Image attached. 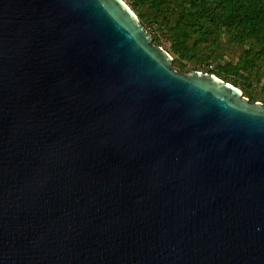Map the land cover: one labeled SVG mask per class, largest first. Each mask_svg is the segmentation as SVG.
Masks as SVG:
<instances>
[{
    "label": "water",
    "instance_id": "95a60500",
    "mask_svg": "<svg viewBox=\"0 0 264 264\" xmlns=\"http://www.w3.org/2000/svg\"><path fill=\"white\" fill-rule=\"evenodd\" d=\"M172 60L123 0H0V264H264V104Z\"/></svg>",
    "mask_w": 264,
    "mask_h": 264
},
{
    "label": "trees",
    "instance_id": "16d2710c",
    "mask_svg": "<svg viewBox=\"0 0 264 264\" xmlns=\"http://www.w3.org/2000/svg\"><path fill=\"white\" fill-rule=\"evenodd\" d=\"M129 1L153 44L167 46L174 70L180 60L194 63L189 72L205 65L203 73L258 101L249 89L264 80V0Z\"/></svg>",
    "mask_w": 264,
    "mask_h": 264
},
{
    "label": "rangeland",
    "instance_id": "374dc122",
    "mask_svg": "<svg viewBox=\"0 0 264 264\" xmlns=\"http://www.w3.org/2000/svg\"><path fill=\"white\" fill-rule=\"evenodd\" d=\"M124 1V0H123ZM124 3L131 9L132 4L129 0L124 1ZM132 10V9H131ZM135 16H137L138 18V13H134ZM227 46V45H225ZM163 50H165L168 53V48L166 45H163V47H161ZM233 52V51H232ZM170 55V53H168ZM171 56V55H170ZM172 57V56H171ZM194 63L189 61V60H185L182 61L180 60L177 64V66L175 67V70H177L178 72L182 73V74H186L188 73L190 70L194 69ZM215 65V63H212L210 65V67H213ZM205 68V65L200 66V72H202ZM259 83V84H258ZM249 93L251 94L252 97H254L256 100V102H260V103H264V80L261 81H257L255 80V83L253 84V87H251L249 89ZM246 96L249 97L248 94H246ZM247 98V97H246Z\"/></svg>",
    "mask_w": 264,
    "mask_h": 264
}]
</instances>
